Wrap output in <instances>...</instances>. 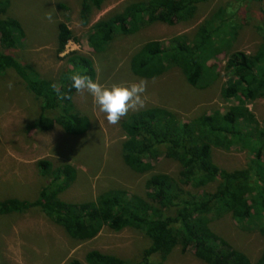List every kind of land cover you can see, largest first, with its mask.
Segmentation results:
<instances>
[{
    "label": "trees",
    "instance_id": "trees-1",
    "mask_svg": "<svg viewBox=\"0 0 264 264\" xmlns=\"http://www.w3.org/2000/svg\"><path fill=\"white\" fill-rule=\"evenodd\" d=\"M208 1L142 0L129 3L121 13L100 20L90 28L87 46L99 53L117 35L131 36L159 23L173 26L188 22L194 18L197 6ZM235 1L259 6L264 17V0ZM79 2L80 22L86 27L93 11H99L105 0ZM9 7V0H0V47L13 51L24 40V33L16 19L7 17ZM222 13L219 9L213 19L203 22L192 40L184 35L167 43L151 41L144 44L130 59L131 74L142 80H155L174 68L182 73L191 88L206 89L209 84L202 78L206 64L221 52L214 43H218L217 32L224 27L219 23L216 28L213 22L221 20ZM262 28L264 31V22ZM262 28H256L257 32ZM70 42L78 43L68 26L59 23L56 54H63ZM66 59L71 69L57 80H45L31 66H22L10 55L0 54V72L12 70L24 89L38 102L37 119L28 130L50 133L58 127L69 136H82L88 131L89 120L81 118L74 110L72 98L76 90H70V78L80 73L94 81L92 62L74 52ZM224 71L228 79L221 97L233 104L222 114L215 111L184 123L167 110L151 108L130 114L121 122L125 136L121 156L127 169L139 176L151 174L155 160L163 156L179 166L176 179L152 174L145 181L143 197L115 190L100 195L92 203L71 204L60 201L59 195L73 184L74 171L67 166L53 169L49 162L39 161L37 169L48 184L41 189L38 199L34 202L5 200L0 203V216L39 210L77 243L94 240L104 228L114 233L126 229L141 232L149 241L138 261L129 263L116 256L92 251L86 254L85 264H163L175 249L182 254H192L202 264H264V251L252 263L209 228L213 221L230 215L239 226L254 225L255 221V227L264 239V196L261 195L264 183L261 180L263 174H257L262 170L256 167L261 151L250 152L254 155L252 167L233 172L218 168L211 158L212 147L229 152L237 140L246 144L254 132L264 135V124L259 131L253 115L246 108L255 100H264V37L254 54H229ZM47 113H53V116L49 117ZM210 186L213 188L209 189ZM152 257H158L159 261L153 262ZM68 264L81 263L71 260Z\"/></svg>",
    "mask_w": 264,
    "mask_h": 264
},
{
    "label": "rangeland",
    "instance_id": "rangeland-1",
    "mask_svg": "<svg viewBox=\"0 0 264 264\" xmlns=\"http://www.w3.org/2000/svg\"><path fill=\"white\" fill-rule=\"evenodd\" d=\"M136 1L142 0H105L99 11H93L88 26L83 27L79 0H9L7 17L20 23L24 40L13 51L0 47V54L10 55L22 66H31L41 79L57 80L63 72L71 69L66 56L74 52L92 62L94 82L104 87L131 86L140 81H144L146 87L141 96L143 107L129 109L115 125L107 121L87 90L76 91L72 98L74 110L81 118L89 120L88 131L82 136H69L56 127L50 133H38L28 130L37 119L38 102L24 89L12 70L0 72V203L9 199L26 202L38 199L41 189L48 184L37 169L39 161L49 162L53 169L67 166L74 171L73 184L59 195L64 203H92L100 195L115 190L143 197L145 181L150 175L164 174L176 179L179 166L160 156L155 160L151 174L139 176L128 170L121 156L125 140L121 122L125 117L141 110L159 108L177 115L186 123L215 111L222 114L233 104L221 97L228 79L224 66L229 54L241 52L251 55L259 49L264 37V17L259 6L235 0H210L198 5L194 18L188 22L173 26L154 24L131 36L117 35L99 53L90 50L86 43L90 28L100 20L121 13L129 3ZM219 9L223 10V17L213 25L217 28L221 23L224 27L217 32L218 43H214L221 52L206 64L202 76L209 84L206 89L191 88L182 73L174 68L155 80H142L131 74L130 59L144 44L151 41L167 43L184 35L192 40L198 27L213 19ZM59 23L68 26L78 43H68L63 54L58 56L56 39ZM260 26L262 30L257 32L256 28ZM246 108L253 115L258 130L262 131L264 100H255ZM46 115L52 117L53 113ZM253 134L246 144L237 140L235 150L229 152L212 147L211 158L218 168L233 172L252 167L254 155L250 152L260 150L262 156L256 167L262 170L257 174H263L261 180L264 183V135ZM250 224L239 226L232 216L225 215L213 221L209 228L254 263L264 251V239L255 224ZM148 246L149 241L141 232L126 229L114 233L107 228L94 240L77 243L39 210L0 216L2 264H68L71 260L85 264L86 254L92 251L130 263L138 261ZM151 260L159 261L158 257ZM163 264L202 263L192 254H182L175 249Z\"/></svg>",
    "mask_w": 264,
    "mask_h": 264
},
{
    "label": "clouds",
    "instance_id": "clouds-1",
    "mask_svg": "<svg viewBox=\"0 0 264 264\" xmlns=\"http://www.w3.org/2000/svg\"><path fill=\"white\" fill-rule=\"evenodd\" d=\"M70 81V90L75 89L77 92L87 90L92 95L94 103L98 106L99 111L105 114L110 124H117L129 109H134L137 106L143 107L144 101L141 96L146 87L144 81L131 86L113 85L111 88H107L80 73L72 75Z\"/></svg>",
    "mask_w": 264,
    "mask_h": 264
}]
</instances>
